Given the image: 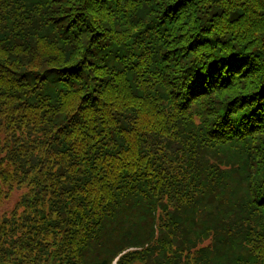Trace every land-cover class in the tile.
<instances>
[{"label":"trees","instance_id":"obj_1","mask_svg":"<svg viewBox=\"0 0 264 264\" xmlns=\"http://www.w3.org/2000/svg\"><path fill=\"white\" fill-rule=\"evenodd\" d=\"M14 191L0 264H264V0H0Z\"/></svg>","mask_w":264,"mask_h":264},{"label":"rangeland","instance_id":"obj_2","mask_svg":"<svg viewBox=\"0 0 264 264\" xmlns=\"http://www.w3.org/2000/svg\"><path fill=\"white\" fill-rule=\"evenodd\" d=\"M23 191V190H22ZM20 192L14 191L8 196L5 200L0 203V214L8 213L14 207L16 200L19 196Z\"/></svg>","mask_w":264,"mask_h":264}]
</instances>
